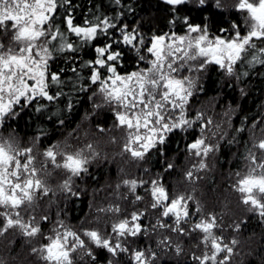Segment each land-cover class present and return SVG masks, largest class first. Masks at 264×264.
<instances>
[{"label":"snow or ice","instance_id":"obj_1","mask_svg":"<svg viewBox=\"0 0 264 264\" xmlns=\"http://www.w3.org/2000/svg\"><path fill=\"white\" fill-rule=\"evenodd\" d=\"M110 2L115 5L111 15L92 13L78 21L74 0H0V32L11 33L8 45L0 42V236L18 230L27 238L31 254L43 264H155L157 252L137 241L162 230L158 248L182 256L184 248L179 243L173 248V236L195 239L199 254H191L192 264H231L238 241L225 242L217 234L222 232L218 216L202 214L193 195L167 183L176 168L168 157V143L183 133L181 154L196 160L184 176L194 183L195 173L209 167L207 159L221 150L222 142L241 143L236 136L225 139L229 133L223 123L235 133L248 132V140L243 141L245 166L229 173L230 188L248 212L264 218V135L257 137L255 131L260 128L264 134V117L253 118L249 126L245 116L239 127H233L232 116L239 105L229 104L220 123L193 106V101L199 103L198 97L207 94L204 77L210 70L218 69L226 78L223 91L233 86V80L249 76L241 71L245 65L264 66V0H232L227 5L224 0H163L171 17L168 31L151 35L142 32L140 25L125 22L126 11H132L130 4ZM212 9L222 15L234 13L237 19L213 32L203 16ZM194 13L200 16L199 23ZM61 58L72 63L52 70ZM129 61L131 70L125 67ZM80 94L95 109L111 111L113 127L123 133L120 155L128 154L139 164L140 176L122 178L115 185L119 199L133 210L109 204L97 209L107 216L103 227H85L92 223L86 221L78 230L57 213L55 225L46 231L50 217L44 214L37 219L29 214L37 198L57 192L64 199L79 198L76 181L89 173V165L99 160L100 153L92 143L77 148L49 141L41 150L47 132L39 127L38 134L22 144L11 122L33 105L34 111L43 113L47 108L43 101H60L61 111L73 113L82 103ZM240 95H246L244 89ZM52 122L63 126L66 117ZM154 156L159 157L160 172L144 166ZM57 175L62 179L53 188L50 180ZM121 188L127 190L124 195H119ZM138 189L145 195L138 194ZM146 198L149 203L139 210L137 206ZM150 214L154 223L145 224ZM240 226L237 222L232 227L239 231Z\"/></svg>","mask_w":264,"mask_h":264},{"label":"trees","instance_id":"obj_2","mask_svg":"<svg viewBox=\"0 0 264 264\" xmlns=\"http://www.w3.org/2000/svg\"><path fill=\"white\" fill-rule=\"evenodd\" d=\"M74 3L77 5L75 14L78 21L82 20L84 17L90 16L92 13H108L111 15L115 8V5H113L110 0H74ZM125 3L130 4L132 8V11H126L125 22L129 25L133 27L140 25V30L149 35L157 31H168V20L171 17L168 6L163 0H125ZM193 15L197 16L196 22L199 23L200 16L195 13ZM203 16L208 17L206 22L213 32L218 28L227 27L228 20H236L230 13L225 12L222 15L221 12L216 9L203 13ZM87 58L88 57H85V59ZM71 63L70 60L65 62L63 58L57 59L52 65V70L55 71L60 68H68ZM132 66V61H129L125 65L128 70H131ZM245 70L249 72V76L243 77L241 81L233 80V86L231 88H224L223 91H220V88L226 78L221 75L220 70L215 68L210 70L204 77L207 94H202L198 97V100L203 98L205 103L210 98H216L217 101L224 106L231 104L232 107L236 108V106L239 105L236 114L232 118L233 127H239L245 116L248 117L249 126L253 118L257 120L259 117H264V75L260 74L264 73V66L257 64L255 67H248L245 65L241 71ZM67 75L72 76L71 71H68ZM240 89L245 90V96L240 95ZM64 90L68 91V88L65 87ZM53 91H55V88H53ZM80 99L82 103L76 105L73 113L61 111V109L64 108V104L60 101L55 104L43 101V103L47 104V108L43 113L34 111L35 105H33L25 109L18 120L11 122L12 129L16 131L17 135L22 140H29V138L38 134V127L43 128L47 132V138H42V148L49 146V141L52 144L58 143L67 133L74 131L78 126L83 124L85 119L89 121V129L95 133L98 132L102 134V132L98 131V128H104L107 131L113 130V134H123L119 129L113 127L112 113L107 107L95 109L93 104L89 102L83 94H80ZM96 102L99 103L100 100L97 99ZM201 102L202 101L199 102V105ZM196 104L197 102L193 101V106ZM53 113H58V115H53ZM49 117L52 118L51 121ZM65 117L66 122L63 126L52 122ZM89 129L84 130L88 132L90 131ZM228 133L229 135L225 138L226 140L230 139L232 136H236L241 143L230 146L226 142H222L223 146L221 150L217 152L214 159V169L207 175L204 186V191L206 195L210 194L213 204H218L221 200L220 197L222 193L230 190L232 181L229 178V173L243 169L244 160L242 156L245 154L243 141L248 140L250 134L248 132L238 134L230 128L228 129ZM4 134L7 135V132ZM182 135L183 133L173 136L168 143V157L176 163V168L170 172L167 177V183L181 192H183L181 185L184 184V173L188 164L185 163L188 160L187 154H181L184 149V141L181 139ZM117 146L122 147V142H119ZM249 146L251 145L249 144ZM130 160L132 159L130 158L129 161ZM157 160H159V157L154 156L152 163L144 166L151 167L153 172H160L161 168L160 165L156 163ZM130 166L131 169L125 166L123 162H112L111 159L106 161L99 159L97 162L91 164L89 173L84 176L83 179L76 181L80 189L79 198H71L66 202H55V204L58 203V208H61L60 212L63 213L62 216L67 218L68 223L77 224L88 215L91 208V200H95L98 204L120 203L113 195L108 194L105 196L103 189L107 188V185L112 181H120L122 178H137L141 175L138 170L139 164L137 162H134V164ZM121 169H123V172L120 171ZM124 173L129 176L124 177ZM144 178L147 179V177ZM181 181L182 184L180 183ZM108 186L109 189L112 188V185ZM93 192H95L97 196H94ZM138 194L145 195L142 189H138ZM129 199H134V197L130 196ZM148 203L149 200L146 198L143 204L137 207L139 210H143L144 204ZM120 204L128 210H133L130 204H125L124 202ZM199 205L202 211L206 209V203ZM46 212L49 213V211ZM51 213L52 216L56 215L55 208L51 210ZM240 222L242 223L241 231L245 234L240 239V242L243 243L244 247H247V242L253 240V242H255V248L257 249L253 256L248 255L244 261L240 260V264H264V218L259 217L257 214H252L248 216L247 219H243ZM227 225L231 224H226V226ZM252 237L253 239H251ZM225 240L227 242V239ZM155 264H192V261L185 260L184 262H180L173 258H164L161 261H155Z\"/></svg>","mask_w":264,"mask_h":264},{"label":"rangeland","instance_id":"obj_3","mask_svg":"<svg viewBox=\"0 0 264 264\" xmlns=\"http://www.w3.org/2000/svg\"><path fill=\"white\" fill-rule=\"evenodd\" d=\"M202 97V96H201ZM199 103H197L194 107L195 108H200L204 112H206L208 117H211L214 121V123H220L224 120L222 116V112L225 110L227 107L226 105H222L220 107L217 106V99L215 98H210L208 101H203V98L199 100ZM237 112V110H236ZM235 112V114H236ZM234 114V115H235ZM232 116V118L234 117ZM262 117H259L257 119L260 120ZM223 130L228 131L229 127L227 123L222 124ZM89 129V121L88 119H85L83 124L78 126L74 131L76 132L75 136L70 135L69 132L67 133L61 140H59V143L63 144L64 142H67L69 144H72L74 147H84L86 143H92L93 147L97 152L100 153V158L103 159V161L111 159L112 162H123L125 166L130 167V165H133L134 162L136 161L130 160V156L128 154L120 155L121 152V147L117 146L119 142H122L120 137L123 134H118L114 133L113 130L111 131H105L102 134H99L98 132H93L91 129L90 131L86 132L85 130ZM84 130V131H83ZM83 131V133H82ZM256 135L257 137H260L261 135H264L261 133L260 128H257L256 130ZM86 134V135H85ZM84 136V137H83ZM116 138V142H112V138ZM18 138H20L18 136ZM21 139V138H20ZM29 140H22V144H27ZM41 150L43 148L41 147ZM217 153H215L214 157H210L207 159V163L209 167L206 170H201L199 172L195 173V182H190L188 180L183 181V185H181L182 191L186 192L188 194H191L195 197V199L199 202V204L206 203V206L202 214H208V213H215L218 216V219L220 220V228L222 229V232H218L217 234L223 235L225 239H227V242L230 243V241L235 238L238 241V244L234 246V255L231 260V264H240V260L244 261L248 257V255L253 256L256 252L255 248V242L253 240H249L247 242V247L245 248L243 246V243L240 242V239L245 235L241 231V226H240V231H235L232 226L240 222L243 219H247L248 216H250L251 212H248L246 207L243 206L242 204L239 203V197L238 194L233 192L230 188L229 191L222 193L220 197V201L218 204H213V200L211 199L210 194L205 193V179L207 178V175L209 172L214 169V159L216 157ZM133 161V162H132ZM196 160L193 158H188V160L185 163L187 164V167L185 168V172L191 168L192 164L195 163ZM245 166V161L243 164V168ZM90 167V165H89ZM133 167V166H132ZM126 172V171H125ZM129 176L126 173L123 175ZM62 177L60 176H54L52 180H50V186L55 188L56 184L60 182ZM120 182V181H112L108 185H112V188L109 189L108 185L107 188L103 189L105 196L113 195L115 198H117V201H120V203H123L124 201L119 199V196L117 194V190L115 188V185ZM182 184V181L180 182ZM76 186H78L76 184ZM195 189V191H193ZM126 189L121 188L119 190V195H124L126 193ZM94 196H97L95 192H93ZM101 194V192H100ZM130 197V196H129ZM128 197V198H129ZM53 201V203H50L49 201ZM69 199H64L63 195L59 192H57L56 196H50L47 198H41L38 197L36 201V205L34 206V210L30 211V215H35L37 219L41 215L47 214L50 217V222L46 226V231L47 229L52 228L55 225L57 217V213H59V219L64 220L65 224L68 225L70 228L73 230H78L81 227L82 222H92L91 224L85 223V227L89 226H100L103 227L105 224V221L107 220V216L103 213H98L97 209L101 207H108L109 203H103V204H98L95 200H91V208L88 213V215L79 223L77 224H71L68 223L67 218L65 216H62L63 213L60 212L61 208H58L57 204L55 202H66ZM203 206V205H202ZM55 208L56 215L52 216L51 210ZM40 210V213H39ZM46 211H49L47 213ZM131 211V210H129ZM255 214V213H252ZM149 219L145 220V224H148L149 222H153L154 220L152 219L151 216H149ZM97 221H99V224L97 225ZM233 223V224H232ZM226 224H231L227 225ZM242 225V223H241ZM191 227V225H189ZM164 235L163 231L160 230L159 234H152L148 238H140L137 243L139 246L143 247L145 244L150 245L156 252H157V259L156 261H161L164 258L165 259H175L180 262H184L185 260H191L190 256L193 252H199L196 249V244L198 243L197 240H189L185 237H177L173 236V241L175 246V243H179L183 248H184V254L182 256H177L174 252V250H170L166 247H157L156 246V241L162 238ZM254 237V236H253ZM253 237L251 239H253ZM226 242V240H225ZM246 243V242H245ZM251 245V246H250ZM18 246V247H17ZM0 260L3 261V264H43L42 261H39L38 258L34 255L31 254L30 251V246L27 243V238L23 237L22 235L19 234L18 230L15 229H10L7 233H5L3 236H0ZM99 264V263H98Z\"/></svg>","mask_w":264,"mask_h":264},{"label":"flooded vegetation","instance_id":"obj_4","mask_svg":"<svg viewBox=\"0 0 264 264\" xmlns=\"http://www.w3.org/2000/svg\"><path fill=\"white\" fill-rule=\"evenodd\" d=\"M225 4H230L232 3V0H224ZM227 13H230V12H227ZM232 16H234L236 19H237V16L234 14V13H230ZM11 39V33H9L8 35H5V33L3 32H0V42H3L5 43L6 45L9 44V41ZM252 214H250L251 216ZM82 221V220H81Z\"/></svg>","mask_w":264,"mask_h":264}]
</instances>
